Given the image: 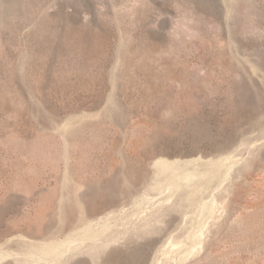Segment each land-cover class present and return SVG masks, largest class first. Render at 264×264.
Returning a JSON list of instances; mask_svg holds the SVG:
<instances>
[{"label": "rangeland", "instance_id": "374dc122", "mask_svg": "<svg viewBox=\"0 0 264 264\" xmlns=\"http://www.w3.org/2000/svg\"><path fill=\"white\" fill-rule=\"evenodd\" d=\"M0 264H264V0H0Z\"/></svg>", "mask_w": 264, "mask_h": 264}]
</instances>
